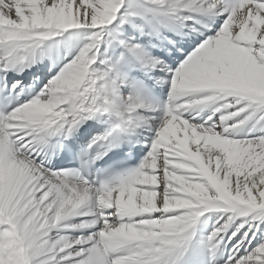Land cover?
Returning a JSON list of instances; mask_svg holds the SVG:
<instances>
[{"label":"snow or ice","instance_id":"obj_1","mask_svg":"<svg viewBox=\"0 0 264 264\" xmlns=\"http://www.w3.org/2000/svg\"><path fill=\"white\" fill-rule=\"evenodd\" d=\"M0 264H264V0H0Z\"/></svg>","mask_w":264,"mask_h":264},{"label":"bare ground","instance_id":"obj_2","mask_svg":"<svg viewBox=\"0 0 264 264\" xmlns=\"http://www.w3.org/2000/svg\"><path fill=\"white\" fill-rule=\"evenodd\" d=\"M10 75H12V74H10ZM163 89H164L165 97H166V94H167V85H163ZM138 146H140V148L144 147L143 145H138ZM214 219H215V215H212L211 218L208 221V225H209L208 230H210L211 223L214 221Z\"/></svg>","mask_w":264,"mask_h":264}]
</instances>
